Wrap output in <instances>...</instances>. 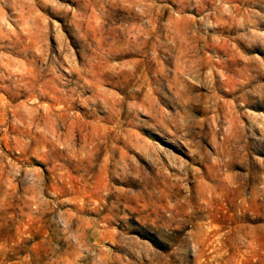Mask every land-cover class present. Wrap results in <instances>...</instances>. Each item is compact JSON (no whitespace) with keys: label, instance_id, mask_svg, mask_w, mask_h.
Listing matches in <instances>:
<instances>
[{"label":"rangeland","instance_id":"rangeland-1","mask_svg":"<svg viewBox=\"0 0 264 264\" xmlns=\"http://www.w3.org/2000/svg\"><path fill=\"white\" fill-rule=\"evenodd\" d=\"M0 264H264V0H0Z\"/></svg>","mask_w":264,"mask_h":264}]
</instances>
